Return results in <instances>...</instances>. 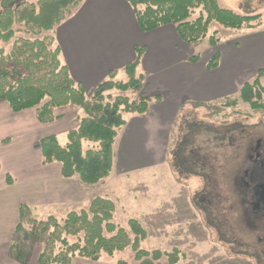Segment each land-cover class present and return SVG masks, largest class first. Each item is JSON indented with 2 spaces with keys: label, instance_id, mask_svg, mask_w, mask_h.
<instances>
[{
  "label": "trees",
  "instance_id": "1",
  "mask_svg": "<svg viewBox=\"0 0 264 264\" xmlns=\"http://www.w3.org/2000/svg\"><path fill=\"white\" fill-rule=\"evenodd\" d=\"M84 0H2L0 41L12 47L0 49V103H7L14 113L35 109L36 119L43 125L61 118L57 110L77 107L79 124L61 144L56 135L41 139L43 164L59 163L64 179H78L83 185L94 186L114 171L115 146L119 133L128 123L126 115H147L153 102L161 97H131L139 92L145 76L139 73L145 48H137V58L123 69L120 80L113 71L87 96L84 86L76 82L61 59L54 31L69 19ZM134 10L143 32L172 24L187 44L198 45L208 39L216 47L221 39L219 30L211 33L213 24L236 33L262 27V14H241L222 6L219 0H123ZM201 10L198 16L196 11ZM17 26L21 29L17 30ZM24 32L26 36H17ZM200 54L191 62L200 61ZM220 64L215 53L207 64L209 70ZM264 68L239 89L238 97L224 99L225 107L248 104L253 111L264 113ZM10 139L3 142H9ZM93 143L96 146H88ZM10 183V176L7 177ZM116 203L96 196L87 208L68 212L63 219L56 216L39 218L33 208L22 204L19 221L14 229L8 256L18 264H30L36 244L42 246L37 264H76L77 259L99 262L104 254L130 248L136 264H178V250H147L142 243L148 231L137 219H130L124 228L114 222ZM116 264H129L118 261Z\"/></svg>",
  "mask_w": 264,
  "mask_h": 264
},
{
  "label": "crops",
  "instance_id": "2",
  "mask_svg": "<svg viewBox=\"0 0 264 264\" xmlns=\"http://www.w3.org/2000/svg\"><path fill=\"white\" fill-rule=\"evenodd\" d=\"M54 36L63 63L89 97L113 71L124 80L123 69L136 60L137 48H145L138 70L145 79L138 97L160 96L161 101L152 103L149 114L132 116L121 130L115 146L117 175L159 165L166 159L169 132L186 102L210 103L239 95L241 86L264 68V20L259 29L236 33L213 47L211 57L220 55L214 70L207 68L210 55L198 62L189 60L196 55L195 45L185 43L174 25L141 31L133 8L123 0H84L55 29ZM57 114L59 120L43 125L36 119L35 109L14 113L7 103H0V230L10 228L9 234L13 233L22 204L31 206L39 218H46L82 208L99 196L97 189L103 181L83 185L78 179H64L59 163L43 164L41 139L48 135L66 139L78 126L81 111L70 106ZM7 139L10 141L3 142ZM19 145L25 156L17 155L15 148L10 161L7 150Z\"/></svg>",
  "mask_w": 264,
  "mask_h": 264
},
{
  "label": "rangeland",
  "instance_id": "3",
  "mask_svg": "<svg viewBox=\"0 0 264 264\" xmlns=\"http://www.w3.org/2000/svg\"><path fill=\"white\" fill-rule=\"evenodd\" d=\"M28 1L35 3L38 0ZM219 1L222 6L241 14H262L264 20V0ZM2 9L0 0V12ZM200 11L197 10L195 16ZM16 28L21 29L20 26ZM215 30H219L221 42L236 34V31L213 24L211 33ZM17 36L26 34L18 32ZM11 47L12 43L0 41V49L9 51ZM194 47L195 54L199 53L202 59L207 55L211 57L214 49L208 39ZM261 82L264 85V76ZM129 95L138 97L139 93ZM224 102L220 99L210 103L186 102L169 132L166 159L163 158L161 164L120 175L113 171L97 189L99 196L116 203V224L127 228L130 219L139 220L148 231L142 247L168 252L178 250L183 255L178 264H264V228L253 229L244 223L236 191V180L241 176L240 162L244 156L243 148L240 150L239 147L252 137L253 140L264 138V113L253 111L243 102L234 108L223 106ZM132 116L126 115L128 122L134 118ZM227 134L232 138L230 149ZM59 140L63 145L68 141L63 136ZM88 146L96 144L86 143L85 148ZM15 148L17 155L26 154L20 145L13 147L6 153L10 161ZM196 148L210 158L211 167L206 171L208 182L198 174L194 160H191V152ZM206 189L210 194L199 199ZM2 193L8 194V191ZM88 204L74 210L85 209ZM70 211L73 210L55 213V216L63 219ZM9 229L0 230V247L8 243L0 250V264H18L8 256L12 236ZM41 249L40 244L35 245L30 264H37ZM121 260L136 264L130 248L113 255L104 254L96 263L80 258L75 262L116 264Z\"/></svg>",
  "mask_w": 264,
  "mask_h": 264
},
{
  "label": "flooded vegetation",
  "instance_id": "4",
  "mask_svg": "<svg viewBox=\"0 0 264 264\" xmlns=\"http://www.w3.org/2000/svg\"><path fill=\"white\" fill-rule=\"evenodd\" d=\"M227 138L230 149L231 135ZM242 148L244 156L240 162L241 176L236 180V191L240 199L243 221L253 229L264 228V138L258 137L253 140L252 137L239 147L240 150ZM198 150L196 148L191 152V160H194L193 165L197 167L198 174L208 182L209 174L206 171L211 167L210 158ZM208 194L210 193L206 189L198 198L204 199Z\"/></svg>",
  "mask_w": 264,
  "mask_h": 264
}]
</instances>
